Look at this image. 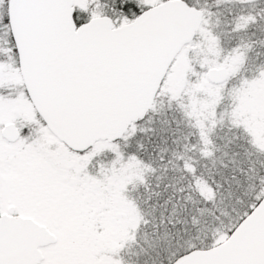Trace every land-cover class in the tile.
<instances>
[{
	"label": "snow or ice",
	"instance_id": "1",
	"mask_svg": "<svg viewBox=\"0 0 264 264\" xmlns=\"http://www.w3.org/2000/svg\"><path fill=\"white\" fill-rule=\"evenodd\" d=\"M0 264H264V0H0Z\"/></svg>",
	"mask_w": 264,
	"mask_h": 264
}]
</instances>
